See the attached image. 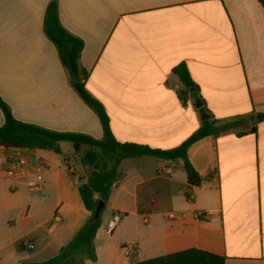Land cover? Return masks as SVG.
Listing matches in <instances>:
<instances>
[{
    "label": "crops",
    "instance_id": "1",
    "mask_svg": "<svg viewBox=\"0 0 264 264\" xmlns=\"http://www.w3.org/2000/svg\"><path fill=\"white\" fill-rule=\"evenodd\" d=\"M53 1L62 26L84 42L86 89L105 107L117 141L172 150L206 120L240 121L189 148L199 186L189 184L181 160L122 161L95 237L97 260L84 264H137L189 249L225 264H264V120L257 118L264 114V6L258 0H0V98L21 122L95 139L103 137L100 120L72 87L44 31ZM181 64L204 112L189 94L179 96L184 88L173 70ZM4 121L0 109V128ZM60 148L62 154L0 146V264L47 261L88 222L78 186L91 168L81 166L72 145ZM20 159L28 174L10 178V163ZM39 164L44 188L34 193ZM116 214L122 220L109 233ZM125 248L135 250L128 256Z\"/></svg>",
    "mask_w": 264,
    "mask_h": 264
},
{
    "label": "trees",
    "instance_id": "2",
    "mask_svg": "<svg viewBox=\"0 0 264 264\" xmlns=\"http://www.w3.org/2000/svg\"><path fill=\"white\" fill-rule=\"evenodd\" d=\"M258 1L264 6V0ZM44 31L47 38L56 46L60 61L70 75L72 87L83 102L97 114L102 125L103 137L95 139L86 134L57 132L21 122L14 117L10 107L0 98V109L5 118L4 124L0 128V146L6 149L46 150L62 154L60 144L66 142L73 145L75 154H81L84 148L88 149L81 155L80 164L82 167L91 168V170L88 180L78 186L81 200L91 214L88 222L73 240L60 250L57 256L44 262L22 263L84 264L86 260L93 262L97 260L94 241L102 225V214L105 208L99 219L94 220V214L99 201H103L105 205L109 201L122 161L141 157H154L169 161L181 160L189 184L199 186L202 178L188 160L189 148L205 137L217 136L229 131L240 121L206 120L189 139L172 150H159L147 146L121 143L117 141L111 130L110 119L105 107L86 89L88 73L80 65L84 42L70 34L62 26L56 1L51 2L47 8ZM173 73L179 78L184 88V91L179 93L180 98L185 99L189 94L195 103L201 101L186 65H179L173 70ZM192 90L194 91L191 92ZM201 110L204 112L202 107ZM257 118L260 121L264 120V114H258ZM137 264H225V259L197 249H189Z\"/></svg>",
    "mask_w": 264,
    "mask_h": 264
},
{
    "label": "built area",
    "instance_id": "3",
    "mask_svg": "<svg viewBox=\"0 0 264 264\" xmlns=\"http://www.w3.org/2000/svg\"><path fill=\"white\" fill-rule=\"evenodd\" d=\"M43 169H44V166L41 164L36 166L34 169V173H35L34 175H35L36 181L31 186V191L34 193L41 192L44 188ZM26 174H28V168H27L26 162L23 159L13 160L10 163V167L7 170V175L10 178H15L17 176H23ZM196 219L202 220V215L197 214ZM54 220L57 222H60L61 221L60 215H55ZM121 220H122L121 215H119V214L114 215V217L112 218V220L108 224L109 233H113L116 230V228L118 227ZM28 247L31 249V248H33V245H28ZM124 250H125L126 255L129 256L130 254H132L134 252L135 249L133 250V249L125 248Z\"/></svg>",
    "mask_w": 264,
    "mask_h": 264
},
{
    "label": "water",
    "instance_id": "4",
    "mask_svg": "<svg viewBox=\"0 0 264 264\" xmlns=\"http://www.w3.org/2000/svg\"><path fill=\"white\" fill-rule=\"evenodd\" d=\"M197 107H201V102H197ZM208 117L204 115L203 119L206 120ZM105 208V203L103 201H99L96 212L94 214V220H97L100 218L103 209Z\"/></svg>",
    "mask_w": 264,
    "mask_h": 264
},
{
    "label": "rangeland",
    "instance_id": "5",
    "mask_svg": "<svg viewBox=\"0 0 264 264\" xmlns=\"http://www.w3.org/2000/svg\"><path fill=\"white\" fill-rule=\"evenodd\" d=\"M68 145H72V144L68 143ZM82 154H83V152H81V154H75V156H79V158H80Z\"/></svg>",
    "mask_w": 264,
    "mask_h": 264
}]
</instances>
